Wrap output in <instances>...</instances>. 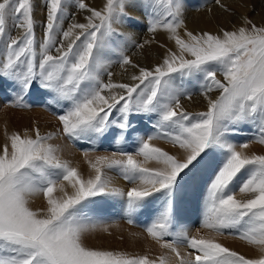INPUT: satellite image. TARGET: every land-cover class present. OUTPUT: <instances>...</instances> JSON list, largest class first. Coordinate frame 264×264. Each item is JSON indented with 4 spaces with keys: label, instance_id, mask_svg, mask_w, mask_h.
<instances>
[{
    "label": "snow or ice",
    "instance_id": "obj_1",
    "mask_svg": "<svg viewBox=\"0 0 264 264\" xmlns=\"http://www.w3.org/2000/svg\"><path fill=\"white\" fill-rule=\"evenodd\" d=\"M140 2L148 31L167 32L176 47L150 68L120 50L119 38L139 49L152 43L138 44L114 27L131 19L129 0H105L101 9L86 0L71 5L45 0L39 41L33 0H0V88L10 87L16 107H30L25 98L33 91L46 93V105L59 110L62 134L73 141L111 136L122 144L135 131L134 119L145 115L154 114L155 127L163 129L147 139L134 137L135 155L88 159L94 171L88 178L57 155V146L49 142L55 132H5L0 146V264H169L165 254L153 259L85 244V234L96 227L85 209L107 201L119 204L129 222L151 208L146 232L175 255L176 264H264V155H248L247 143L237 150L228 139L238 126L250 123L258 125L257 139L264 144V25L245 18L247 26L236 30L194 34L185 27L184 0ZM215 3L225 8L221 0ZM69 6L87 12L85 22H77ZM67 18L73 19L65 28ZM9 24L18 35L11 34ZM109 53L119 55L125 71L137 69L130 82L112 79ZM186 82L199 87L205 111L190 112L181 103L182 97L191 99ZM156 138L168 140L178 154L154 145ZM149 161L157 166H145ZM105 169L117 170L132 186H112ZM237 188L249 198H237ZM197 194L204 228L235 232L260 246L261 255L247 258L200 233L174 232L181 206ZM35 195H42L44 207L30 206ZM177 243L189 251L181 254Z\"/></svg>",
    "mask_w": 264,
    "mask_h": 264
},
{
    "label": "rangeland",
    "instance_id": "obj_2",
    "mask_svg": "<svg viewBox=\"0 0 264 264\" xmlns=\"http://www.w3.org/2000/svg\"><path fill=\"white\" fill-rule=\"evenodd\" d=\"M135 2V1H134ZM196 0H184L185 7L186 5L190 6L195 3ZM67 3L71 5L72 0H67ZM86 3H89L86 1ZM34 4V20L35 24V34L37 40H41L43 38L44 33V23L46 22V7L45 0H33ZM135 7L141 8L143 11V7L141 5L140 0H136ZM201 3L196 4V7H200ZM91 7V6H90ZM69 12L74 14V19L76 15H82L83 12H79L76 10L74 6H69L67 9ZM239 12V11H237ZM145 13V12H144ZM251 12L246 13L244 16L247 20L252 22L251 17L249 16ZM76 14V15H75ZM132 17V16H131ZM73 18H67L63 21V27H67L68 24L72 22ZM139 18H131L128 19L126 23H130L129 27L133 29L135 32L142 31L143 34L148 32L149 38H154L156 33H150L147 28V18H142L143 21H138ZM136 22V23H135ZM139 22V23H138ZM138 23V24H137ZM253 23V22H252ZM132 24V25H131ZM142 24V25H141ZM131 25V26H130ZM134 25V26H133ZM9 28L11 30V34L16 36L19 34V31L11 28V24H9ZM198 33V32H196ZM139 37V35H135ZM136 43H141L136 38ZM119 43L123 45L122 50L124 55L129 56L134 63H137L135 59L137 58L135 55L139 56L138 53H141L140 50H137L135 46H133L130 42L124 43L123 38H119ZM169 39V35L166 38H163V42H171ZM170 45V44H169ZM113 47H116V44H113ZM166 49H163V55L166 53ZM108 59L114 65H118L119 67V55L117 53H109ZM138 64V63H137ZM111 66L108 69L111 70ZM129 67H127V72ZM124 74V73H122ZM127 75V74H126ZM125 75V76H126ZM104 80L107 81V76L105 75ZM128 78H124L122 82H129ZM185 87L189 90V92L194 94H200V89L196 85L195 82H186ZM214 95H218V93H214ZM187 97H182V99H186ZM26 103L31 105L30 107H16L13 103V97L10 95V87L5 84L4 88H0V146H2L6 142L5 132L11 134L12 132H19L21 135H24L26 132L29 135H33V130L35 128H39L41 134H46L49 132H55L56 135L53 137L50 143H53L57 146L58 152L57 155L62 160H67L71 166L76 167L81 175L84 178H88L91 175H94V171L88 165V159H95L97 155H107L113 156L114 154L119 157L121 152H128L135 155V149L137 147L136 140L134 137H143L147 139L149 135L157 136L158 133L163 131V129H159L155 127L156 117L153 114L151 118L148 116L138 117L134 119L133 123L135 127L138 129V134L135 135L131 133L126 141L122 144H117L113 141L112 137H105L99 141L92 142L87 139H82L79 141H73L62 134L61 125L57 119V115L59 114V110L56 108H50L46 105L45 101L47 99L46 93H37L33 91L26 98ZM190 112H201L200 110H191L187 109ZM205 111V110H203ZM19 124V125H18ZM18 125V127H17ZM17 127V128H16ZM236 134L228 137L230 142L237 145V150H240L239 145L243 143L247 144H255L261 150L260 153L256 155H264V144L258 142L257 136L259 135L258 125L255 124H242L236 128ZM154 145L163 148L166 151H169L171 154H178L179 150L177 147L173 146L168 140L163 138H156L151 141ZM247 149H244L246 151ZM87 154V158L86 155ZM248 155H251L248 152ZM138 159H143L142 157H138ZM156 167V163L154 161H149L145 166ZM105 175L111 181V185L115 187H121L127 190V188L132 185L129 184L128 181L124 180L123 177L118 173L117 170L114 169H105ZM60 181H58L59 183ZM71 190L70 188L68 189ZM57 196L62 195V193L57 190L55 193ZM237 198H249L248 194H241L236 190ZM195 197V200H194ZM190 197L185 203L181 206L177 217V223L181 227V230H186L189 235H196L200 233L206 237H211L222 243L225 247L230 248L231 250L238 251L242 255H245L247 258H258L261 255V249L258 245H250L245 240L239 238V235L235 232L225 231L224 233H217L210 229H206L202 225V204L199 195ZM189 201V202H188ZM192 202V203H191ZM30 206L33 209L41 208L45 206V201L42 195H35L30 200ZM112 206V207H111ZM120 209V210H117ZM151 209V208H150ZM149 210V209H148ZM147 210V211H148ZM122 209L119 204L107 201V202H98L95 204H90L85 209L87 216L90 219V222L95 224L96 227L94 230L88 232L84 236V242L87 246L100 249V250H110V251H120L125 252L124 250V239L125 235L128 234V230L123 227H117L116 230L119 232V236H117L114 232L107 229L105 231L103 227L106 225L115 224V221H121V224L130 226L134 229H139L144 231L143 233H138L132 231L130 240H135V248H142L146 242L148 245L146 246L148 252L144 255H148L150 258H157L162 254L169 256V264H176L175 255L170 252V250L161 248L160 243L153 240L146 232L145 225H149L150 222H145L144 218H148L146 215H142V222H129V218L126 214L116 215L117 212H121ZM123 212V211H122ZM145 216V217H144ZM151 216H153V212L151 211ZM141 218V217H140ZM133 218V219H140ZM152 220V219H151ZM139 226V227H138ZM184 226V227H182ZM103 229V230H102ZM180 230V231H181ZM99 231V233H98ZM178 231V232H180ZM91 237V242H86V237ZM172 237H165V241L171 242ZM117 245L121 247L122 250L117 248ZM180 251L181 249L186 254L189 249L184 243H177L176 245ZM115 248V249H112ZM135 248L133 249V255H137L135 253ZM118 249V250H116ZM126 253V252H125ZM181 254H183L181 252ZM132 255V254H130Z\"/></svg>",
    "mask_w": 264,
    "mask_h": 264
},
{
    "label": "bare ground",
    "instance_id": "obj_3",
    "mask_svg": "<svg viewBox=\"0 0 264 264\" xmlns=\"http://www.w3.org/2000/svg\"><path fill=\"white\" fill-rule=\"evenodd\" d=\"M86 1L89 2L88 4L91 7H94L97 9H101L105 3V0H86ZM134 1L136 2V0H129V4H128V7L126 8V11L130 13V15L132 16L131 17L132 19L137 17L141 21H143L141 17L146 18L144 10L142 11L141 8L135 7L136 4ZM198 3H201L200 7H196V4ZM221 4L225 5V8H222L220 7V5L216 4L215 0H196V2L190 6L186 5L187 7L184 8L183 19L185 21V27L187 28V30L192 31L194 34L196 32L200 33L204 31L218 34L221 30H229V31L236 30L241 26H247L246 19L244 16H246L245 14L249 12H251L249 16L251 17L252 22L254 24H256L257 26L264 25V0H221ZM86 15H88L87 12H83L82 15L81 14L76 15L75 20L77 22H85L84 17ZM129 24L130 23L114 24V27L118 28L121 32H124L125 34L130 35L131 40L136 41L137 40L136 38H138L139 39L138 41H140L141 43H143L145 40L152 41V43L145 45L143 49L136 48L137 50H140L141 52V53H138L139 56H137V54L135 55L137 57L135 61L140 66L150 68L154 66L155 64L159 63L164 56L163 49L167 50L171 48L173 50H176L175 43L173 40L168 43L163 42V38H166V36L169 35L167 32L163 30H159L156 32L154 38L152 39V38H149L148 32L143 34V32L140 30L139 32L133 31V29L129 27ZM181 34L183 35L182 30H181ZM135 35H139V37H136ZM128 67H129V70L127 72L121 67H119L118 65H114V63H112L111 70H110L113 73L112 79L115 82H122L124 78L126 79L128 78L130 82L131 74L137 72V69H134L131 66H128ZM214 93L212 94L213 98H215L216 96L214 95ZM181 103L186 109H191V110L196 109L200 111L206 110V101L201 94H194V95L191 94V99H188V98L182 99ZM133 133L135 135H139L137 127H135V131ZM245 152L247 154L249 152L252 155V154L260 153L261 150L255 144H248V148ZM148 167H151V166L149 165ZM241 199H244V198H241ZM194 200H195V197H194ZM117 210H120V209L117 208ZM151 211L152 210L149 209L148 211H143V212L136 214L133 218H138V217L139 218L141 217V218L138 220L132 218V221L136 223L142 222L143 225H145L144 221L151 222V219H152ZM118 214L123 216L125 213L121 211V212L116 213L117 216ZM142 215H146L148 218L144 216L145 218L143 221ZM147 226L148 225H145L144 228H147ZM105 227L111 230L112 232H114L117 236H119V232L116 230L117 227H123L127 229L128 234L125 235V239H124V249H125L124 251L129 255L130 254L133 255V249L135 248V240L133 241L130 240L132 231H135L138 233H143L144 231L131 228L130 226L123 225L121 224V221H115V224H112V225L105 224ZM105 227H103V229ZM180 230H181V227L176 222V225L174 226L173 231L178 232ZM88 241L91 242V237L89 236L86 237V242ZM147 245H148V242H146L144 246H142V248H135V253L137 255L146 254L148 252L146 248ZM117 248L122 250L119 245H117ZM112 249H115V248H112ZM184 251L181 249V252L183 254L185 253Z\"/></svg>",
    "mask_w": 264,
    "mask_h": 264
}]
</instances>
